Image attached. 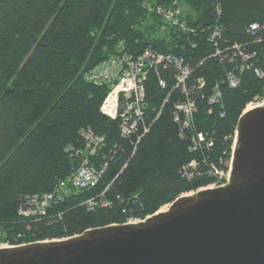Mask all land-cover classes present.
Masks as SVG:
<instances>
[{
  "label": "trees",
  "instance_id": "trees-1",
  "mask_svg": "<svg viewBox=\"0 0 264 264\" xmlns=\"http://www.w3.org/2000/svg\"><path fill=\"white\" fill-rule=\"evenodd\" d=\"M172 1L0 0V242L25 246L144 221L181 196L222 183L215 172L229 171L239 120L252 101L264 98V77L255 74H264V0H179L194 34L170 29L145 6L169 8ZM216 24L223 49L240 44L255 55L250 68L235 70L213 56L208 39ZM252 24L262 26L255 35L248 33ZM148 50L185 60L192 82L205 81L192 96L187 139L174 122L184 96L173 92V71L159 69L166 88L154 70L147 77L149 131L137 145L101 113L108 89L84 79L110 58L138 59ZM231 71L240 79L237 89L228 85ZM218 85L221 103L211 106ZM87 128L106 139L92 165L108 162V168L98 186L77 192L68 179L83 162L72 155L85 151L81 131ZM198 133L207 143L191 151ZM63 184L67 195L60 199L58 191L45 217L20 215L27 196L55 193Z\"/></svg>",
  "mask_w": 264,
  "mask_h": 264
},
{
  "label": "water",
  "instance_id": "water-1",
  "mask_svg": "<svg viewBox=\"0 0 264 264\" xmlns=\"http://www.w3.org/2000/svg\"><path fill=\"white\" fill-rule=\"evenodd\" d=\"M239 121L228 185L144 221L0 249V264H264V105Z\"/></svg>",
  "mask_w": 264,
  "mask_h": 264
},
{
  "label": "built area",
  "instance_id": "built-area-1",
  "mask_svg": "<svg viewBox=\"0 0 264 264\" xmlns=\"http://www.w3.org/2000/svg\"><path fill=\"white\" fill-rule=\"evenodd\" d=\"M145 4L148 11L161 18L164 24L170 29L183 30L190 34L196 33V29L190 28L187 24L184 8L179 0H173L169 8L161 5L155 7L150 3ZM261 28L262 26L260 24H252L248 29V33L255 35ZM222 32V28L218 24L210 28L208 42L215 48L213 56L215 58L218 57L221 62L231 64L235 70L239 67L250 68L249 63L255 55H249L244 46L240 44L228 46L223 49L221 45V42L223 43ZM160 68L173 71V80H175L173 92L174 90H178L184 96V100L178 101L175 105L174 122L180 126L181 137L187 139L188 134L186 133L193 125L192 117L196 110V101L194 98L192 99V96L196 91L202 90L205 87V81L202 78H197L196 81L192 82L193 69L190 68L185 60L174 55L159 54L148 50L142 56H139L138 59H133L126 55L110 58L107 62L96 66L95 69L85 72L84 75V79L88 83L108 89V96L102 103L101 113L118 122L120 137L124 139L135 137L136 145L141 141L143 135L149 131V127L145 125V101L147 94L145 92V84L149 73L154 70L157 73L161 88L167 87V81L160 76ZM255 74L260 79L264 77L263 72L259 69L255 70ZM226 78L230 88L237 89L240 86V79L235 75L234 71L229 72ZM221 97L222 91L218 85L215 87L213 94L208 98L209 104L211 106L219 105L221 103ZM263 105L264 98H256L247 106L244 113L247 112L248 108L252 110V108ZM210 112L212 113L211 110ZM235 132L229 171L226 174L223 172H215L222 183L212 185L214 188H222L230 183L232 162L238 139L237 130ZM81 137L85 140V151L77 150L72 157L78 158L80 156L83 162L76 173L68 179V183L77 192L98 186L108 168V162H104L99 168H96L90 161V157L97 156L105 147L106 139L100 135L98 136L91 128L83 129L81 131ZM204 143H207L204 134L198 133V135H193L191 138V151H198ZM207 145L208 147L212 146L210 143ZM195 166V162L189 165L192 168H195ZM67 193L68 189L63 184L55 193L27 196L24 206L20 209V215L28 219L43 218L47 215L51 203L57 197L61 199ZM88 205L91 208L94 207L92 200L88 202ZM12 247L14 246H11L7 242H0V249Z\"/></svg>",
  "mask_w": 264,
  "mask_h": 264
},
{
  "label": "rangeland",
  "instance_id": "rangeland-1",
  "mask_svg": "<svg viewBox=\"0 0 264 264\" xmlns=\"http://www.w3.org/2000/svg\"><path fill=\"white\" fill-rule=\"evenodd\" d=\"M211 188H214L213 186H211L210 188H208V189H211ZM193 194H196V193H193ZM192 195V194H191ZM171 206V204H169L168 206H166V207H164L162 210H164V211H167L168 210V208ZM138 222V221H137Z\"/></svg>",
  "mask_w": 264,
  "mask_h": 264
},
{
  "label": "bare ground",
  "instance_id": "bare-ground-1",
  "mask_svg": "<svg viewBox=\"0 0 264 264\" xmlns=\"http://www.w3.org/2000/svg\"><path fill=\"white\" fill-rule=\"evenodd\" d=\"M250 110H251V109L248 108V109H247V112L250 111ZM190 195H191V194H189V196H190ZM161 212H165V211H164V210H161Z\"/></svg>",
  "mask_w": 264,
  "mask_h": 264
}]
</instances>
